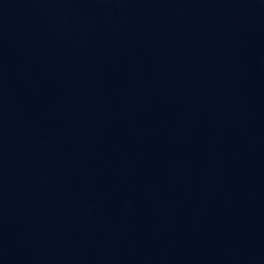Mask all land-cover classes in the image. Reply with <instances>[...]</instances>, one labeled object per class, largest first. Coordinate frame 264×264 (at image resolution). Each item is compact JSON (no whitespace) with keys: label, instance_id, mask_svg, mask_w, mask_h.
I'll return each instance as SVG.
<instances>
[{"label":"water","instance_id":"water-1","mask_svg":"<svg viewBox=\"0 0 264 264\" xmlns=\"http://www.w3.org/2000/svg\"><path fill=\"white\" fill-rule=\"evenodd\" d=\"M0 264H264V0H0Z\"/></svg>","mask_w":264,"mask_h":264}]
</instances>
